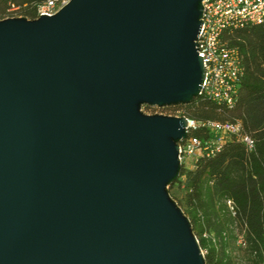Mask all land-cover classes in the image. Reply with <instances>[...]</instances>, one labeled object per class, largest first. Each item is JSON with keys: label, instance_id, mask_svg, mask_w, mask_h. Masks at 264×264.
I'll return each mask as SVG.
<instances>
[{"label": "water", "instance_id": "obj_1", "mask_svg": "<svg viewBox=\"0 0 264 264\" xmlns=\"http://www.w3.org/2000/svg\"><path fill=\"white\" fill-rule=\"evenodd\" d=\"M203 0H69L0 19V264H206L169 193Z\"/></svg>", "mask_w": 264, "mask_h": 264}, {"label": "trees", "instance_id": "obj_2", "mask_svg": "<svg viewBox=\"0 0 264 264\" xmlns=\"http://www.w3.org/2000/svg\"><path fill=\"white\" fill-rule=\"evenodd\" d=\"M45 1L0 0V19L8 17L12 5L17 16L34 19ZM221 40L239 52L243 66L233 108L203 96L177 108L195 121L238 122L253 148L232 136L216 155L182 168L169 193L190 219L206 264H237L235 251L247 264H264V25L224 31ZM191 134L202 140L212 137L207 130ZM239 237L243 243L237 245Z\"/></svg>", "mask_w": 264, "mask_h": 264}, {"label": "built area", "instance_id": "obj_3", "mask_svg": "<svg viewBox=\"0 0 264 264\" xmlns=\"http://www.w3.org/2000/svg\"><path fill=\"white\" fill-rule=\"evenodd\" d=\"M68 1L46 0L37 7L36 18L42 14H55ZM202 6V24L196 42L206 75L199 96L231 109L237 98L243 66L239 52L222 42L221 35L224 31L264 25V0H203ZM17 9L12 5L8 17L17 16ZM187 119V137L179 143V160L184 168L195 166L201 158L216 155L232 136L243 142L248 150L253 148L252 139L241 132L238 122ZM195 130H207L212 137L202 140L191 134ZM227 204L234 213L231 201ZM237 242L242 244V238L239 237Z\"/></svg>", "mask_w": 264, "mask_h": 264}, {"label": "rangeland", "instance_id": "obj_4", "mask_svg": "<svg viewBox=\"0 0 264 264\" xmlns=\"http://www.w3.org/2000/svg\"><path fill=\"white\" fill-rule=\"evenodd\" d=\"M149 106H143L142 107V110L146 113V114H165V115H173V116H181V110L179 108H177V105L176 106H170V107H149ZM189 163L187 162V165ZM184 168V167H183ZM242 230H237V233L238 234H242L241 233ZM237 245H240L238 242H237ZM236 245V246H237ZM233 255L238 256L237 258V264H247L244 260H240L241 258V254L238 253L237 251H235L233 253ZM235 256V257H236Z\"/></svg>", "mask_w": 264, "mask_h": 264}]
</instances>
